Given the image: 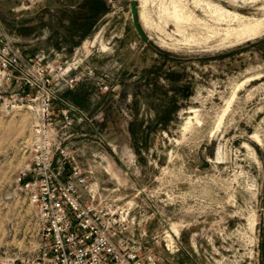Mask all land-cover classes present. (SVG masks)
Wrapping results in <instances>:
<instances>
[{"label":"rangeland","instance_id":"obj_1","mask_svg":"<svg viewBox=\"0 0 264 264\" xmlns=\"http://www.w3.org/2000/svg\"><path fill=\"white\" fill-rule=\"evenodd\" d=\"M171 1L137 0L147 40L130 0H105L81 38L89 0H0V33L75 66L55 106L83 114L71 130L77 159L130 206V232L163 264H264V0H175L179 21ZM213 5L238 18L217 19ZM253 20L258 31L244 33ZM30 119L0 96V256L33 252L40 237L15 184Z\"/></svg>","mask_w":264,"mask_h":264},{"label":"built area","instance_id":"obj_2","mask_svg":"<svg viewBox=\"0 0 264 264\" xmlns=\"http://www.w3.org/2000/svg\"><path fill=\"white\" fill-rule=\"evenodd\" d=\"M73 67L24 54L0 33L3 105L24 108L31 116L27 160L15 184L35 205L40 234L33 252L0 256V264H163L130 232V206L92 184L70 145L76 115L82 120L83 114L69 103L56 107L55 86L77 83Z\"/></svg>","mask_w":264,"mask_h":264},{"label":"bare ground","instance_id":"obj_3","mask_svg":"<svg viewBox=\"0 0 264 264\" xmlns=\"http://www.w3.org/2000/svg\"><path fill=\"white\" fill-rule=\"evenodd\" d=\"M208 5L211 6L209 3H208ZM212 7H213L214 14H216V16H217V19H220V20L221 19H227V17L238 18V13L230 11L227 8L225 9L219 5H213ZM183 9L184 8H183L182 3H179L178 1L176 2L175 0H172L171 1V9L169 10V13L171 14V16H173L176 20L179 21L180 19H182L186 16L184 14L185 11ZM260 24L261 23L259 20L249 21L246 24L243 32L247 33V34L255 33L260 28Z\"/></svg>","mask_w":264,"mask_h":264},{"label":"trees","instance_id":"obj_4","mask_svg":"<svg viewBox=\"0 0 264 264\" xmlns=\"http://www.w3.org/2000/svg\"><path fill=\"white\" fill-rule=\"evenodd\" d=\"M89 1L92 2L93 4L91 8L88 9L91 12H89L88 15L83 14L81 16L89 23L88 26H86L87 29H82V31L78 32V36H80V38L87 33L88 28H90L100 17V15L103 14L107 9L105 0H89Z\"/></svg>","mask_w":264,"mask_h":264},{"label":"water","instance_id":"obj_5","mask_svg":"<svg viewBox=\"0 0 264 264\" xmlns=\"http://www.w3.org/2000/svg\"><path fill=\"white\" fill-rule=\"evenodd\" d=\"M130 13H131V20H132V23H133V26H134L136 32L139 34V36L143 40H147V36L143 32V30H142V28L140 26L139 19H138L137 0H130Z\"/></svg>","mask_w":264,"mask_h":264},{"label":"crops","instance_id":"obj_6","mask_svg":"<svg viewBox=\"0 0 264 264\" xmlns=\"http://www.w3.org/2000/svg\"><path fill=\"white\" fill-rule=\"evenodd\" d=\"M71 130H72V128H71ZM70 145L72 146V148H74V149L77 151V149H76V147L74 146V144H73V141H72V140H70Z\"/></svg>","mask_w":264,"mask_h":264}]
</instances>
